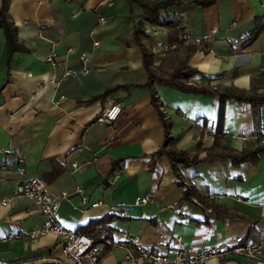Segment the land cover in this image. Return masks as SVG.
Masks as SVG:
<instances>
[{
	"label": "crops",
	"instance_id": "crops-1",
	"mask_svg": "<svg viewBox=\"0 0 264 264\" xmlns=\"http://www.w3.org/2000/svg\"><path fill=\"white\" fill-rule=\"evenodd\" d=\"M166 10L182 14L181 32L200 36L207 46L203 50L195 44L189 55L188 65L204 74H193V81L264 92V30L251 38L256 22L264 23V0H217L209 6L172 5ZM8 13L28 50L7 59L0 28V199L13 192L18 175L12 168L21 153L25 175L43 178L48 193L61 197L57 217L63 227L75 229L111 214L93 224L102 236L99 243L108 248L101 264H152L139 256L138 248L172 252L177 237L189 253L232 243L239 235L264 239V149L257 162L238 166L220 157L180 166L184 180L210 204L206 209L194 197L182 198L183 187L166 156L151 158L163 142L164 129L145 85L139 46L117 40L133 26L126 0H10ZM147 32L155 63L171 71L185 45L164 51L157 43L170 41L168 29L148 26ZM53 50L51 62L47 56ZM81 52L89 71L62 78L65 67L82 66ZM155 90L160 110L171 120V135L178 137L177 147L204 157L214 142L219 95L160 83ZM111 101L121 104V112L112 122L100 121ZM223 132L231 148L261 144L264 104L256 110L250 102L228 98ZM112 159H122L121 167L107 173ZM105 175L109 183L102 185ZM146 194L154 201L134 203L136 196ZM214 205L237 208L249 217L218 216ZM43 220L27 197L0 205V264H63L58 235H22ZM132 236L138 241L127 242ZM201 264H264V253L257 259L212 257Z\"/></svg>",
	"mask_w": 264,
	"mask_h": 264
},
{
	"label": "trees",
	"instance_id": "trees-1",
	"mask_svg": "<svg viewBox=\"0 0 264 264\" xmlns=\"http://www.w3.org/2000/svg\"><path fill=\"white\" fill-rule=\"evenodd\" d=\"M10 0H1L0 5V28L5 34V49L6 58L12 55L15 51H27L28 48L17 37L16 26L9 18L8 7ZM129 6V16L133 18V26L128 32L118 36L117 40L125 46L137 45L141 51L142 68L146 73L145 85L149 88L151 93V100L158 109L159 118L164 129V139L161 145L152 152L151 158L158 156H166L171 164L172 171L176 177L175 181L178 185L183 187L182 198L190 199L194 197L202 202L206 209L208 205L205 204L203 196L191 184L187 183L180 172V166H187L190 164H197L212 157L229 158L231 163L235 166L240 165L245 161L257 162L259 158V151L264 149L261 144L249 143L242 149L228 147L224 143V116L225 103L228 98H234L240 101H247L257 110L264 104V92H258L254 89L241 88L236 85L212 84L211 81H193L191 77L195 73H202L197 68L188 65L189 55L194 51L195 44L185 45V52L180 58L178 64L168 72L162 71L155 63V55L151 46L146 41L148 36L147 27L156 28L158 26L166 27L168 29L169 40L178 41L179 34L183 29L185 19L182 14H171L166 8L172 5H179L182 9L191 6H209L217 2V0H126ZM264 30V23L257 21L253 30L251 31L252 40L256 39ZM203 74V73H202ZM204 75V74H203ZM264 78V73L260 78ZM166 84L185 92L207 94L215 92L219 95L220 104L218 110V120L216 124L215 137L213 144L206 149V155L199 157L198 153L190 154L186 150L178 148L176 145L178 137L171 135L170 118L162 113L160 110V101L157 98L155 85ZM262 135V134H261ZM263 136V135H262ZM201 142H198L200 147ZM200 149V148H198ZM122 159H112L109 166L104 169L105 172H112L114 169L121 167ZM107 176L102 179V185H106ZM212 212L218 216L235 215L239 217H249L245 212L237 208H229L220 205L212 206ZM111 214H104L99 218L91 219L85 225L75 228L78 232H85L93 237L94 242L101 241V234L93 227L94 223L103 222L109 219ZM105 246V245H104ZM108 251L105 247L104 254ZM103 254V255H104Z\"/></svg>",
	"mask_w": 264,
	"mask_h": 264
},
{
	"label": "built area",
	"instance_id": "built-area-1",
	"mask_svg": "<svg viewBox=\"0 0 264 264\" xmlns=\"http://www.w3.org/2000/svg\"><path fill=\"white\" fill-rule=\"evenodd\" d=\"M103 22L104 18L101 17ZM199 45L203 50L207 49L202 43L200 36L192 37L188 32L182 31L178 41H169L167 43L158 42L157 45L162 50H168L178 47L179 45H187L189 43ZM97 45V42H94ZM56 52L53 50L47 56V60L54 62ZM79 58L82 61V66L78 69L65 67L62 71V78L78 77V75L87 73L89 67L87 65V57L85 52H81ZM62 97V96H61ZM160 108V107H159ZM121 104L111 101L99 116L100 121L112 122L121 112ZM162 111V110H161ZM162 113H164L162 111ZM165 114V113H164ZM246 138V137H243ZM261 144H264V135L260 136ZM76 162H72L73 167H77ZM12 171L18 175V181L13 189L12 194L0 199V205H6L16 197H27L33 201L37 209L44 215L43 223L40 226L34 227L22 235L28 238H36L46 233H54L60 237L61 262L63 264H101V259L105 251L103 243H96L92 236L85 232H78L73 228H66L61 225L57 217V211L61 202V197L52 196L48 193L46 182L38 176L27 177L25 175V158L21 153L17 154V163L13 166ZM65 196V194H62ZM240 199V198H238ZM153 197L149 194L136 196L134 203L152 202ZM98 202L92 203L95 205ZM21 234H10L11 237H19ZM138 237H129L127 242H137ZM178 246L172 252H159L155 248L139 247V256L152 264H201L212 257H217L221 260L229 257L243 256L250 259L260 258L264 253V239L256 240L249 239L243 235L237 236L232 243H221L210 245L202 248L198 252L189 253L181 244V238L177 237ZM126 243H117L115 246H124ZM129 258H132L133 253L129 250Z\"/></svg>",
	"mask_w": 264,
	"mask_h": 264
}]
</instances>
